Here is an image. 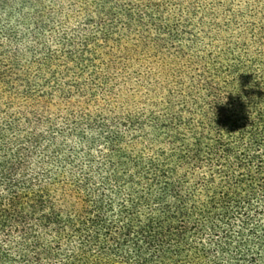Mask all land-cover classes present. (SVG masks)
<instances>
[{"label": "trees", "instance_id": "obj_1", "mask_svg": "<svg viewBox=\"0 0 264 264\" xmlns=\"http://www.w3.org/2000/svg\"><path fill=\"white\" fill-rule=\"evenodd\" d=\"M0 264H264V0H0Z\"/></svg>", "mask_w": 264, "mask_h": 264}]
</instances>
